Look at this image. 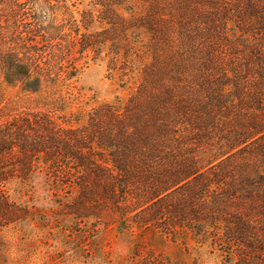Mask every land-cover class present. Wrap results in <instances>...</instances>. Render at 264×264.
I'll list each match as a JSON object with an SVG mask.
<instances>
[{
    "label": "trees",
    "instance_id": "1",
    "mask_svg": "<svg viewBox=\"0 0 264 264\" xmlns=\"http://www.w3.org/2000/svg\"><path fill=\"white\" fill-rule=\"evenodd\" d=\"M2 4L3 225L16 214L8 185L45 167L70 196L68 215L153 227L218 247L230 263L264 264V0H94L84 32L62 30V0H49L22 20L39 28L32 43L13 39ZM96 17L104 28L90 31ZM77 46L94 59L109 50L123 78L138 73L135 93L85 115L30 107L25 99L75 76ZM7 88H18L16 101Z\"/></svg>",
    "mask_w": 264,
    "mask_h": 264
},
{
    "label": "rangeland",
    "instance_id": "2",
    "mask_svg": "<svg viewBox=\"0 0 264 264\" xmlns=\"http://www.w3.org/2000/svg\"><path fill=\"white\" fill-rule=\"evenodd\" d=\"M48 2L0 0L3 20L13 31L15 41L27 33L28 42H41L34 20L26 23L22 20L35 16L38 9L42 10V4ZM62 6L59 19L67 17L62 28L67 32L77 28L80 32L86 31L81 22L83 12L99 13L94 0H62ZM103 28L96 17L89 30ZM39 48L45 52L46 44H39ZM78 49V46L73 48L76 61L71 62L78 67L75 76L67 80L69 74H64L63 85L56 92L47 88L32 100L25 99L30 107L44 104L50 110L59 103L64 113L85 115L105 102L124 103L135 93L139 74L123 78L121 63L112 65L109 50L94 59L93 54L82 56ZM7 94L16 101L18 88H7ZM46 99L54 104L45 106L49 103ZM7 193L16 204V214L14 221L7 225L0 221V264H235L228 262L218 247L209 243H197L188 237L172 238L153 227L124 228L107 219L104 222L81 220L66 214L62 203L68 202L70 196L54 183L45 167L34 171L26 181L17 180L8 185Z\"/></svg>",
    "mask_w": 264,
    "mask_h": 264
}]
</instances>
